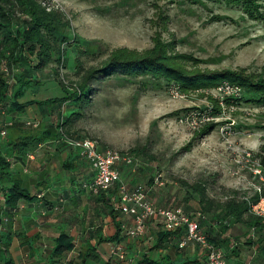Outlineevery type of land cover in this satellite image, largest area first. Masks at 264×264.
Instances as JSON below:
<instances>
[{
	"label": "rangeland",
	"instance_id": "rangeland-1",
	"mask_svg": "<svg viewBox=\"0 0 264 264\" xmlns=\"http://www.w3.org/2000/svg\"><path fill=\"white\" fill-rule=\"evenodd\" d=\"M38 1L63 15L72 48L65 52L63 68L51 64L39 73L42 86L36 98L40 100L62 97L61 87L73 89L79 80L72 64L75 58L87 70L117 49L149 51L156 38L172 44L171 56L194 59L188 69L194 65L199 72L264 75V24L241 20L236 10L208 2L204 8L182 5V0H134L127 5L121 0ZM213 17L226 20L211 22ZM73 44H90L97 52L81 57ZM240 90L218 82L186 93L174 86L140 92L135 84L117 88L92 81L89 105L67 128L72 137L94 141L100 151L131 156L132 167L122 172L147 192L156 208L183 210V184L201 183L219 200L231 191L250 199L257 182L251 180L248 169L252 167L243 156L249 154L251 161L262 145L264 108L237 105L232 99ZM66 105L59 110L63 117L70 114ZM214 108L219 116L213 118L209 114ZM57 112L51 118L54 125ZM210 123L213 131L199 136ZM155 179L162 183L160 187L153 184ZM166 195L172 204L163 207L158 202ZM98 248L102 253L105 246Z\"/></svg>",
	"mask_w": 264,
	"mask_h": 264
},
{
	"label": "trees",
	"instance_id": "trees-1",
	"mask_svg": "<svg viewBox=\"0 0 264 264\" xmlns=\"http://www.w3.org/2000/svg\"><path fill=\"white\" fill-rule=\"evenodd\" d=\"M121 1L127 5L133 3L134 0ZM206 2L230 11H238V18L241 20L264 24V0H182V5L189 3L192 6L204 8ZM47 9L38 0H0V63L4 62L14 68V82L10 85L6 84L0 74V131L9 117L22 113L29 106H35L38 110L44 108L49 117H52L54 110L58 111L57 118L59 119L53 132L44 127L30 132L21 131L17 134L6 132L4 137L0 136L2 142L0 145V186L4 187V208L8 212L15 210L19 202L28 201L30 198L15 178L7 159L20 157L33 143L57 138L60 133L70 136L68 125L72 120L79 119L81 112L90 103L92 81L98 84L111 83L117 88L135 84L140 92L174 86L182 93L210 88L218 82H227L241 89L237 97L232 99L237 102V105L242 102L253 108H264V75L257 76L230 71L206 73L199 72L194 65H191L192 69H188L189 63L195 64L194 59L181 55L171 56L169 53H171L172 44L161 43L157 38L153 41V47L149 51L137 53L124 48L117 49L110 52L103 61L98 62V65L87 70L83 69L82 64L75 58L72 64L79 80L73 89L67 91L61 87L65 94L60 98L19 103L27 92L42 86L38 78L39 73L51 64L63 68L66 59L65 52L67 49L72 50L67 35L70 30L67 21L59 12ZM223 20H226V17H213L211 22ZM74 44L72 47L75 48L78 56H92L97 52V48L95 46L93 48L90 44ZM54 74L57 75L56 72ZM66 103L70 114L63 117L59 110ZM228 103L229 101L226 100L225 104L229 105ZM212 112L209 116L213 118L219 116L217 109L214 108ZM214 128L215 126L211 123L205 125L199 136L209 135ZM257 129L260 130V127ZM253 158L258 161L264 174V139H262L258 153ZM203 186L201 183L190 186L183 184L186 189L184 199L185 201L196 199L201 214L216 212L217 217L222 220L221 223L218 222L222 233H226L231 226L236 224L248 229L264 226V223H245L259 220L249 211V205L257 199L255 194L248 199L236 191H231L229 195L219 200L208 197ZM95 197L99 203L104 204V209L111 217L114 233L110 237L103 238L100 229L94 230V236H98V241L94 246L84 245L82 250L77 252V264H100L101 260L96 252V246L118 243L122 233L121 223L116 221L119 212L114 208L115 193H101ZM206 235L207 242L218 248V245ZM171 236L179 239L180 231L172 234L158 233L154 248L159 247ZM261 244L264 246L263 242ZM73 251V239L64 233L58 234L51 252V264H57L64 255ZM67 264H72V261ZM133 264L157 263L143 256Z\"/></svg>",
	"mask_w": 264,
	"mask_h": 264
},
{
	"label": "crops",
	"instance_id": "crops-1",
	"mask_svg": "<svg viewBox=\"0 0 264 264\" xmlns=\"http://www.w3.org/2000/svg\"><path fill=\"white\" fill-rule=\"evenodd\" d=\"M37 91L38 89L27 92L19 103L48 99H37ZM46 114L44 108L38 110L35 106H29L22 113L9 117L5 122L9 123L6 132L17 134L44 127L53 132L56 125L51 121L52 117ZM29 123L37 127L27 126ZM82 140L84 139L60 133L57 138L33 143L20 157L7 159L15 178L27 191L30 200L19 202L15 210L8 212L4 208V187L0 186V264H51L54 240L60 233L73 239L74 251L64 255L57 264H67L69 261L77 264L76 252L86 244L94 246L97 243L98 236H94V230L100 229L103 238L113 235V222L104 209V204L81 187L93 175L89 164L81 158L80 150L76 147V143ZM132 165L133 158L130 166L121 163L115 166L128 192L137 186L122 171ZM251 180L254 179L251 177ZM161 185L160 182L156 187ZM109 192L115 193L114 208L119 212L116 221L123 228H131L133 221L123 212L124 206L116 188ZM205 192L208 197H212L207 189ZM171 201L166 195L158 204L167 207L172 204ZM182 202L183 211L197 222L200 233L204 236L207 234L218 245L216 249L221 252L226 264H264V246L261 244H264V226L248 229L236 224L222 233L219 226L222 220L217 217L216 212L201 214L196 199H182ZM160 232L162 230L158 220L147 223L142 239L126 238L122 231L118 243L123 246L126 254L124 262L133 264L143 256L157 264L203 262L204 254L198 246L189 245L182 250L177 248L182 231L179 239L176 236L168 237L159 247L154 248ZM113 243L102 244L105 246L102 253L99 252V245L96 246L100 264L107 263L108 247Z\"/></svg>",
	"mask_w": 264,
	"mask_h": 264
},
{
	"label": "built area",
	"instance_id": "built-area-1",
	"mask_svg": "<svg viewBox=\"0 0 264 264\" xmlns=\"http://www.w3.org/2000/svg\"><path fill=\"white\" fill-rule=\"evenodd\" d=\"M0 74L7 85L14 82V68L4 62L0 63ZM235 94L238 95L237 92ZM8 126L9 123H5L2 127L1 137L4 136ZM27 126L37 127L32 123L27 124ZM76 147L80 150L81 158L89 164L93 172L91 180L81 185L82 189L96 196L116 188L120 202L124 206L123 212L133 221L131 228L121 227L126 238L142 239L147 223L158 220L164 233L172 234L182 231V237L177 244L179 250L185 249L189 245H196L204 254V260L201 264H226L221 252L209 244L206 237L200 233L197 222L188 217L181 208L160 209L154 207L147 198V192L140 186L135 187L130 192L127 191L115 166L120 163L130 166L132 164L130 156L121 155L111 150L100 151L94 141L89 139L76 143ZM243 158L248 166L251 164L252 169H248L249 174L257 182V184L252 185L257 199L249 205V211L252 216L264 221V174L257 160L252 157L249 161L250 155L247 153L244 154ZM154 185L159 186L160 182L155 180ZM108 248L106 264H120L125 261V251L122 245L113 243Z\"/></svg>",
	"mask_w": 264,
	"mask_h": 264
}]
</instances>
